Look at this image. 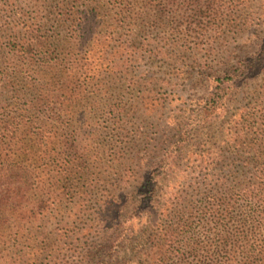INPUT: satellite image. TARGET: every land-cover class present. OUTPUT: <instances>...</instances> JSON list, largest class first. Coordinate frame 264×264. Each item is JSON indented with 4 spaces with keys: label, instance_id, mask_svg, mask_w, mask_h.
<instances>
[{
    "label": "rangeland",
    "instance_id": "obj_1",
    "mask_svg": "<svg viewBox=\"0 0 264 264\" xmlns=\"http://www.w3.org/2000/svg\"><path fill=\"white\" fill-rule=\"evenodd\" d=\"M43 1L36 5V0H0V29L13 18L34 17L46 21L44 32L51 35L55 19L51 8L57 0ZM192 1L196 3L190 5ZM230 1L163 2L166 17L160 31L171 41L177 34L170 28H184L180 30L191 37L184 55L151 57L148 41L158 31L148 26V20L126 21L124 13L110 20L115 28L104 30L107 35L97 47L96 72L88 71L85 77L72 80L68 92H59L55 101L52 144L47 150L51 157L63 158L67 167L76 161L74 171L78 173L45 183L51 190L45 206L40 203V182L28 196L25 205L31 209L36 204V218L22 230L20 264H95L105 253L113 256L104 259L106 264H148V234L156 223L161 227L168 223L162 217L165 193L172 195L188 178L199 165V153L210 159L222 155L227 163L230 119L236 108L252 99L260 84L257 79L233 90L225 112L216 111L199 130L195 127L194 141L182 146L171 172L156 179L153 196L158 201L153 210L149 208L148 183L156 172L166 169V159L180 137L177 132L183 137L192 119H204L211 99L218 101L226 95V88L220 91L216 80L254 56L264 36V0ZM130 4L131 15L138 14L137 0H130ZM11 5L16 11L12 7L10 15ZM59 44L70 48L71 59L79 51L83 54L79 46L64 44L63 38ZM23 67L25 75L34 69L27 64ZM40 76L44 74L32 79L38 82ZM27 102L20 100L22 108ZM6 105L0 102V109ZM210 174L215 175V171ZM223 175L221 171L215 178ZM88 230L91 234L86 237ZM91 248L99 252L88 258L86 251Z\"/></svg>",
    "mask_w": 264,
    "mask_h": 264
},
{
    "label": "trees",
    "instance_id": "obj_2",
    "mask_svg": "<svg viewBox=\"0 0 264 264\" xmlns=\"http://www.w3.org/2000/svg\"><path fill=\"white\" fill-rule=\"evenodd\" d=\"M166 1L137 0L139 13L131 15L130 0H57L51 8V14L55 15L51 35L44 32L48 27L46 21L34 17L13 18L0 29V102L7 104L0 109V264L22 261L19 251L22 230L36 218L33 212L36 204L30 209L25 203L38 188V182L42 185L43 205L49 202L51 194L45 183L66 180L78 173L74 171L76 161H70L72 166L67 167L63 158L51 157L47 150L52 144L54 105L58 93L66 94L72 80L85 77L88 71L96 72L97 47H101L102 38L107 35L104 30L115 28L110 20L123 13L126 21L148 20V26L158 31L148 41L151 57L185 54L187 39L191 37L180 30L184 28L180 25L170 28L177 34L171 41L160 31L165 24L162 8ZM41 2L44 1L36 0V5ZM192 2L190 5L196 3ZM122 4L126 8L122 9ZM9 8L10 15L12 10L16 11L13 5ZM34 12L39 14L37 10ZM62 38L68 47L79 46L83 54L79 51L71 59L70 48L59 47ZM193 45L198 46L196 42ZM26 64L34 67L31 74H24ZM39 73L44 76L34 82L32 76ZM257 79L260 84L252 99L236 108L230 119L227 144L231 151L227 152V163L224 164L222 155L210 159L199 153V165L188 174L190 179L184 178L172 195L165 193L162 217L168 223L163 227L156 223L148 234V264H264V36L254 56L216 80L220 91L226 88V95L218 101L211 99L204 119H192L183 137L177 132L180 137L174 143L175 151L166 159V169L156 172L148 183V207L153 210L158 201L153 196L156 179L171 172L183 145L194 141L199 128L214 112H225L233 90ZM30 95L32 98L28 99ZM20 100L28 101L24 108ZM65 113L62 111V115ZM38 163L41 165L37 166ZM211 170L215 175L223 171L224 175L215 178ZM90 234L89 230L84 233L86 237ZM96 252L99 250L94 252L91 248L86 256L94 257ZM105 254L104 259L113 257ZM30 255L34 256L32 252ZM104 259L95 264H106Z\"/></svg>",
    "mask_w": 264,
    "mask_h": 264
}]
</instances>
